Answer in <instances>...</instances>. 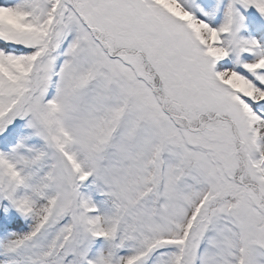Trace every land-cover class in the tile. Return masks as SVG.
<instances>
[{
  "label": "snow or ice",
  "instance_id": "obj_1",
  "mask_svg": "<svg viewBox=\"0 0 264 264\" xmlns=\"http://www.w3.org/2000/svg\"><path fill=\"white\" fill-rule=\"evenodd\" d=\"M0 264H264V0H0Z\"/></svg>",
  "mask_w": 264,
  "mask_h": 264
}]
</instances>
